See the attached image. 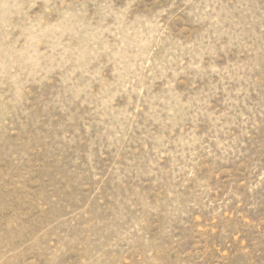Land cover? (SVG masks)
I'll list each match as a JSON object with an SVG mask.
<instances>
[{"label": "rangeland", "instance_id": "374dc122", "mask_svg": "<svg viewBox=\"0 0 264 264\" xmlns=\"http://www.w3.org/2000/svg\"><path fill=\"white\" fill-rule=\"evenodd\" d=\"M0 264H264V0H0Z\"/></svg>", "mask_w": 264, "mask_h": 264}]
</instances>
